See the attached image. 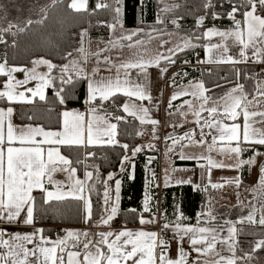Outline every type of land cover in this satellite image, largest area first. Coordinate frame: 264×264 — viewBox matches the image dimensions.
Wrapping results in <instances>:
<instances>
[{"label": "snow or ice", "instance_id": "6c2138e0", "mask_svg": "<svg viewBox=\"0 0 264 264\" xmlns=\"http://www.w3.org/2000/svg\"><path fill=\"white\" fill-rule=\"evenodd\" d=\"M116 5H120L122 0H114ZM231 11L227 13L232 20L233 27L220 31L215 28H209L205 33L206 37L218 36L224 41L223 43L211 44L207 47L209 59L207 62L217 63H242L247 62L249 57L248 52L251 50L252 57L256 58V62L264 63V15L258 14V6L261 11H264V0H239L238 4L232 3ZM88 0H72L71 7L76 11L87 10ZM106 3H98L96 8H106ZM178 7V5H176ZM204 7L206 9L214 8L212 0H205ZM171 8H165L164 11H170ZM115 16L114 22L109 26L115 31L117 25L123 27L121 19L122 8L117 6L113 9ZM240 13L242 20L236 19V14ZM214 18H219L218 13L212 14ZM204 16H200L198 23L203 25ZM162 22V21H161ZM31 23V21H28ZM176 24V21H172ZM14 25H9L8 29ZM23 30V29H21ZM82 35H86V32ZM138 31L128 32L118 39L112 40L109 43L112 47L124 46L122 41H133V37L138 36ZM149 35L150 34H146ZM231 39L233 46L239 47L238 58L228 55L229 45L227 41ZM142 40L135 41V45H142ZM167 43V41H165ZM133 44H128V47H134ZM195 44L192 39L184 40L182 45H177L175 48L169 49L170 53L175 54L176 51H183L186 48H194ZM219 50L218 56L213 60V50ZM78 51L85 52L81 47ZM69 55H71L69 53ZM98 55V54H97ZM168 60L169 63H174L171 56L164 57L158 55L154 59L144 60L143 58L135 62H126L119 65L115 78L111 77H96L94 71L93 77H89L77 61H72L71 65L75 69L77 77L88 80L87 84V103L91 106L87 113L79 111H64L62 113V127L58 131L45 130L43 126L26 125L24 127L15 126L12 123V116L14 109L12 107L0 108V223H19L24 225H33L35 222L34 212L37 197L33 194L34 191L39 190L42 195L40 199L44 203L52 201H62L66 198H74L84 201L85 206V222L92 218V202L84 195L87 186L88 191L94 190V186L86 185V181L93 179V172L85 173V180L76 178V168L72 167L73 161L61 153V146H93V145H118L117 137V123H110V119L117 122L126 120L123 116H111L110 113L101 116L98 115V109L95 102L99 98L102 101H108L117 93H122L129 98V102L122 105L123 112L128 116L138 119L141 124L157 125L159 122L155 119L149 118V108L144 107L143 104L132 102L134 97L137 101L152 100V96L147 88V70L150 66H159L160 61ZM37 65H47L48 72L44 74H36L33 69L27 80L20 81L12 75L13 72L25 71L20 68L6 69L5 64H0V75L8 77V82L5 91H0V101L5 102H26L32 103L33 98L38 97L41 101L46 99L45 89L53 85L55 80H59L61 84H72V76L68 75L69 65L65 64L60 68L59 76H51L53 69L57 65L52 64L47 60H40L34 62ZM130 69H139L145 73V83H138L130 80ZM121 70L123 71L124 79H121ZM167 67L161 69L162 73L167 72ZM28 80H39L40 83L35 89L28 88L27 92L31 93V98L25 95L24 92L18 91V87L26 84ZM195 91L189 93L187 89L175 93L171 100H176L184 95H192L194 98L201 101L199 108L193 112L196 117V123L201 125L199 141L194 139L192 133L187 134L186 137H168L172 140V147L169 151H173L175 145L180 143V140L187 139L190 144L203 145L206 143L205 129L215 130L218 135L212 137V144L208 146V152L214 150L217 141L224 143L226 146L218 149L227 154H235L237 157L246 149L241 145L247 143L258 144L264 146V129H257L253 127V123H264V111H249V106L252 101L247 100V94L244 92V86L238 85L226 92L223 96L213 100L211 97L205 95L208 91L202 82L192 85ZM64 88L61 87L55 93L60 104L65 103V96L62 95ZM239 93V94H237ZM257 93L264 96V91H261L260 86H257ZM171 100L169 107H171ZM211 101V106L206 107ZM259 103V101H257ZM189 108H193L192 101H185ZM207 112L208 117H203L202 114ZM186 115V114H185ZM90 116V119H86ZM260 117L259 121L253 118ZM240 117H243V125L236 122ZM31 119V117H29ZM201 120L203 123L201 124ZM225 120L233 121V123H225ZM103 125V126H101ZM142 134V133H140ZM235 145V146H233ZM126 152L129 148L127 144H120ZM149 147H152L149 145ZM183 148L184 145H181ZM141 147H136L132 150V156L141 152ZM93 156L94 153H89ZM181 159H199L196 157H189L183 151L180 152ZM257 155H264V153H257ZM207 160L210 168H240L243 165H252L255 159L239 160L235 165H224L222 162H217L210 155L207 157H200ZM129 162L134 169L135 164L131 163V157L125 155L121 160V171H125L123 164ZM76 163H81L77 160ZM201 168L205 165L201 164ZM176 171V169H173ZM57 172H67L72 183L69 185V190H63V182L54 181L53 176ZM258 188H253V191H259L262 198L261 217L259 224L264 225V167L260 169ZM154 182L155 173H152ZM107 180H113V175L109 174ZM99 181V176H97ZM170 177L165 175V186H168ZM177 184L192 183L191 180H178ZM227 183H235L237 186L241 183L240 178L236 177L228 180ZM47 185H55V190H49ZM105 191L103 192L102 207L106 217L102 216L99 225H110V222L117 216L120 204V180L115 181V196L112 197L110 193L113 189L107 186V181H104ZM223 184L213 183L212 188H222ZM199 188V185H194ZM207 190V189H203ZM151 196L146 191L144 199V212H150L149 201ZM111 202V206L109 207ZM132 211H136L133 209ZM255 209L249 213L247 217H242L239 223L245 221L253 223ZM23 219L21 221V216ZM139 223L155 224L156 218L145 219L142 213H137ZM203 215V214H202ZM209 220H215V216L209 211L206 214ZM186 219L181 213L174 224V232L179 236V240L183 241L185 236H188L193 250L198 254L207 255L216 250L217 244L227 245L228 251L233 253L232 257H220L216 264H236L237 257H235L236 248V234L237 228L234 223H229L227 228V237H221L220 232L222 228L217 225L209 224V226H199L200 221L196 226L182 225L181 220ZM164 230L169 229V223H165ZM43 229H36L30 234H21L16 232L14 234L8 233L10 239H5L6 232L0 230V247L5 251L0 253V264H190L188 260V253L183 247L179 248L178 258H171L168 254L170 245L165 241L158 232L147 230H124L114 233L113 231L98 233V239H90L94 234L82 230H66V235L57 237L51 240L43 235ZM39 240L35 247L29 249L26 244H32L34 240ZM264 248V239L256 242L254 250ZM159 249V252H157ZM219 255V252L216 253ZM247 259H251L250 254H246ZM31 258H35L33 261Z\"/></svg>", "mask_w": 264, "mask_h": 264}, {"label": "trees", "instance_id": "16d2710c", "mask_svg": "<svg viewBox=\"0 0 264 264\" xmlns=\"http://www.w3.org/2000/svg\"><path fill=\"white\" fill-rule=\"evenodd\" d=\"M71 0H52L48 3L40 4L32 0H1L6 3V9H1L8 20L0 18V61L14 64L32 65L36 61L47 60L57 65L52 70L51 76H59L60 68L78 50L83 33L90 37L107 35L109 26L114 22L116 5L114 0H89L87 10L76 11L71 7ZM164 0H122V22L126 27L143 26L153 27V32L176 29L179 33L192 34L196 47L186 48L177 51L173 60L174 63L182 61L184 58H193L196 53H201L202 31L203 29L215 27H229L233 25L232 20L227 15L231 11V4L228 0H212L214 8L206 9L205 0H168L174 4L170 11H164L161 3ZM239 0H232L238 4ZM98 3H106V8H96ZM178 5V7H176ZM258 12L264 14L258 6ZM213 13H218L219 18H214ZM204 16L203 25L198 23V18ZM243 19L240 13L236 18ZM175 20L176 24L172 21ZM31 21V23H28ZM162 21V22H161ZM9 25H14L10 30ZM23 29V30H21ZM193 33L195 35H193ZM69 53L71 55H69ZM237 69V70H236ZM184 80L190 78H200L208 87H221L227 85V80L255 76L258 68L246 65H212L209 69L200 67L194 69L186 67ZM237 71V72H236ZM72 76V84H61L55 80L53 85L46 90L44 101L38 97L34 98V103L18 104L17 112L20 122H31L40 124L45 128H58L60 126V111L63 108L72 106H82L85 101L86 79L77 77L75 72L68 74ZM6 77L0 75V86L4 84ZM223 84V85H222ZM61 87L64 88L62 95L65 96V103L60 104L55 93ZM124 95L117 93L111 97L106 106L111 116L121 114L120 105ZM106 102V101H103ZM10 102L0 101V104ZM31 117V119H29ZM114 120V119H113ZM118 145H93V146H62V150L73 161L72 166L82 173L84 169L93 172V179L86 181V185L94 186V190L89 192L86 186V195L92 202V218L85 222L83 201L74 198H66L62 201H52L44 203L40 199L42 193H36L35 222L43 225L45 235L55 236L58 225L74 226L79 224H93L104 214L102 207L103 192L105 191L104 181H113L116 177H121V198L119 216L122 222L132 223L137 220V213L141 210V199L144 188L145 168L147 155L154 153L157 155L158 145L141 142L139 132L144 128L137 119L126 117V120L117 122ZM120 144L129 146L127 152L120 147ZM151 145L152 147H149ZM141 147L142 151L132 156V150ZM259 148H264L258 145ZM89 153H94L89 156ZM128 155L134 162L135 168L132 177L128 175L129 162H125L121 171V160ZM157 157V156H156ZM79 160L81 163H76ZM157 160V158H156ZM179 163H193L191 160L179 161ZM157 164V161L156 163ZM109 174L113 175V180H107ZM99 176V181H97ZM111 195V193H110ZM112 196V195H111ZM174 196L180 204L186 222L195 221L196 209L202 202V193L191 189L189 184H177L167 186L162 189L163 201L168 200V205L172 206L171 200ZM165 204V203H163ZM111 205V202H110ZM109 205V206H110ZM135 209L136 211H132ZM215 220L234 218L237 216L236 209L226 206L220 207L215 213ZM238 231V255L240 258L252 249V245L257 238H264V225H248L247 222L240 224ZM239 261V260H238ZM236 264H242L236 261Z\"/></svg>", "mask_w": 264, "mask_h": 264}, {"label": "crops", "instance_id": "0c3cea01", "mask_svg": "<svg viewBox=\"0 0 264 264\" xmlns=\"http://www.w3.org/2000/svg\"><path fill=\"white\" fill-rule=\"evenodd\" d=\"M89 2V0H88ZM1 3V0H0ZM70 4H72V0L70 1ZM122 3L119 5V7L122 8ZM6 3L3 2L2 6H0L1 9H6ZM88 8V4H87ZM0 18L8 20L6 23L10 24L12 21L11 19H8V17L5 16V14L0 12ZM213 26L207 27L203 29L201 33L202 37V51L199 53V57H193V58H184L182 61L178 63H169L168 60L162 59L160 61L159 66H150L147 70V88L152 96V100H144V101H137L134 97L132 98V102L137 104H143L144 107L149 108V118L157 120L159 123L157 125H151L148 123L143 124L144 128L146 130H150L158 135H162V149L163 152L161 154V157L154 153H150L147 155L146 158V164L144 165L145 168V179H144V188H143V194L141 199V210L140 213L143 214V217L145 219H152L153 216L156 218L155 224H140L139 219L137 216V220L132 223H125L121 221V218L119 216V211L117 216L110 222V225H99L97 220L95 223H93V227H90L91 233L94 232V236H91L90 239H98V233L100 232H107V231H113L114 233H118L121 230H124L125 228L129 230H147V231H155L160 234V230L163 229V225L167 222L169 223V229L165 230L170 235L169 240L167 241L170 245V250L168 254L171 258H178L179 255V248L183 247L184 250L189 254L188 260L190 264H216V261L220 260V257H232L233 253L228 251L227 245H221L217 244L216 250L213 252L208 253L207 255L204 254H198L193 250V247L190 243V239L188 236H185L183 241L179 240V236L176 235L174 232V224L177 221L180 214H183L182 209L180 208V204L178 200L174 196L172 198H175L174 200H171L172 206L168 205V200L163 201L162 198V189L165 186V175H168L170 177V181L168 186L177 185L176 181L178 180H191L192 183L189 185L191 186V189L202 193V202L199 205V207L196 209L195 213V221L193 222H186L185 219L181 220L180 222L182 225L187 226H196L198 223V220L200 221L199 226H209V224L217 225L222 228V231L220 232L221 237H227L228 232L227 228L230 226L229 223L226 222H232L235 224L237 230L239 231L240 224L238 221L242 217H247L250 212L255 209V215H254V221L253 223H248V225L255 226V224H259V219L261 217V207H262V198L259 193V191L254 192L253 188H258L259 184V176H260V169L261 167H264V155H257V153H264V148L257 147V144H243L241 147L246 149V151L242 152L239 157H237L235 154H227L226 152H221L218 149H221L225 147L226 145L220 141H217L216 145L214 146V150L211 152H208V146L212 144V137L214 135H218L215 130L205 129V132L210 133L211 135V141L207 142L203 145L199 144H190L187 139L180 140V143L175 145V148L173 151H169V148L172 147V140L168 139V137H186L187 134L192 133L194 136V139L199 141L201 139L200 136V127L201 125L197 124L196 117L193 115V112L199 108V105L201 103L200 100L194 98L192 95H184L179 97L176 100H171V97L180 91H183L187 89L189 93L195 91V89L192 87V85H195L197 83L202 82L205 86V89L208 91L205 92V95L211 97L213 100L220 98L223 96L226 92L230 91L232 88L237 87L238 85L244 86V92L247 94V100L252 101V105L249 106V111H264V96H260L257 93V86H260L261 91H264V76L259 77L258 74L255 76L245 77L244 79H241L239 82L236 83H228V85L221 87H208L200 78H190L184 80L183 77L186 75V67H191L194 69H198L200 67H204L206 69H209L212 65H222V64H229V65H248V66H256L258 70L263 69L264 70V63H258L256 62V58L251 57L247 62L242 63H217V62H207L209 59L208 52H207V43L209 42V37H206L203 35L209 28ZM131 31H138L139 35L133 37V41H122L121 43L124 45L122 47H113L109 50H105L104 53L101 51L102 54H96L93 51H97L98 49V41H109L111 37H115V39H118L122 35H126L128 32ZM163 33H152L148 29L143 28L142 26H131L126 27L123 25L121 28L119 25H117L115 31L109 28V31L107 35L105 36H99V37H90L86 33L85 36L80 41V44L78 46V50L83 47L85 49L84 53H81L80 51H76V53L71 56L63 65L68 64L69 65V72L73 73L76 70L73 69L71 62L77 61L79 63V66L84 69V71L88 74L89 77H93V73L95 70L98 69V72H96V77H111L115 78L117 69L120 64L126 63V62H135L141 58L144 60H150L154 59L158 55H162L164 57L171 56L173 60V53L169 52V49H172V43L171 40H167L166 36H163ZM146 34H150L146 35ZM188 34V33H186ZM114 35V36H113ZM189 35V34H188ZM163 36V38H162ZM158 37V42H157ZM188 37V36H187ZM192 43L194 44L193 38ZM189 39V38H188ZM142 40L144 43L142 45H135V41ZM167 41V43H165ZM157 42V43H156ZM128 44L135 45L134 47H128ZM175 48V47H174ZM177 52V51H176ZM175 52V53H176ZM104 54V55H103ZM104 56L105 59H109V61H102L100 56ZM99 56V57H98ZM102 56V57H103ZM218 56V52H213V60ZM95 58V59H94ZM0 64H5L6 69L10 68H20L25 69V71H17L13 72L12 75L16 78V80L24 81L27 80L29 73L35 69L36 74H44L48 72L47 65L45 64H39L33 63L32 65H24V64H14V63H7L4 61H0ZM167 67V72L161 71L162 68ZM257 70V72H258ZM123 71L121 70V79H124ZM130 72V80L136 81L138 83H145V73L141 72L139 69H130L128 70ZM6 79L4 81V84L0 86V91H5L4 85L8 82V77L5 76ZM95 78V77H93ZM40 83L39 80H28L26 84H23L18 87V91L24 92L25 95L31 98V93L27 92L28 88L35 89L37 85ZM87 84L88 80H86V94H85V101L82 106H72L69 108H63L60 111V126L58 128H45V130H51V131H58L62 127V113L64 111H79V112H85L87 113L88 109L93 106L89 105L87 101ZM229 86V87H228ZM50 87V86H49ZM45 89V94H46ZM122 94V93H119ZM239 94V93H237ZM123 95V94H122ZM36 98V97H35ZM171 100V107H169V102ZM185 101H192V104L194 105L193 108H189L187 104H185ZM259 101V103H257ZM110 101L103 102L99 98L95 102V105L98 109L97 114L104 116L108 113H110L107 109V104ZM126 102H129V98L124 96V99L122 100V103L120 105L121 114L119 116L123 117H130L127 115V113L123 112L122 105ZM31 104L26 102H10L9 104H0V108H8L12 107L14 109V114L12 116V123L15 126L18 127H24L26 125H32V126H41L40 124H35L31 122H20L18 119V112L17 107L18 104ZM34 103V98L33 102ZM211 106V101H209V104L206 105V107ZM186 114V115H185ZM203 117H208L209 114L207 112H204L202 114ZM86 119H90V116H86ZM255 121H259L260 117L253 118ZM138 120V119H137ZM139 121V120H138ZM110 123H116L113 119L109 120ZM236 122L241 123L243 125V117H240ZM203 123V120H201V124ZM225 123L231 124L233 121L225 120ZM103 126V125H101ZM253 127L257 129H264V123H253ZM117 139V138H116ZM205 139V138H204ZM181 145H184L182 148ZM87 146V145H86ZM235 146V145H233ZM85 147V146H84ZM183 151L187 156L189 157H196L199 159H181L180 158V152ZM61 153L68 157L64 151L62 150L61 146ZM172 155H177V159H173ZM211 156L214 160L217 162H222L224 165H235L237 161L232 162V159H239V160H248V159H255V162L252 165H243V168H210L207 164V160L200 158V157H207ZM157 156V157H156ZM157 158V160H156ZM183 160H191L193 163H179V161ZM157 161V164H155ZM131 163H134L131 161ZM204 164L205 167L201 168L200 165ZM74 167V166H72ZM76 168V167H74ZM173 169H176V171H173ZM77 170V169H76ZM89 170L84 169L82 173L76 171V178L80 180H85V173ZM155 173L154 182L152 184H149V181L153 180L152 173ZM134 173V169L131 167V164L129 163L128 166V175L129 177H132ZM236 177L240 178L241 183L239 186H237L235 183H227L228 180H232ZM54 181H60L63 182V190L67 191L69 190V185L72 183V181L69 179L67 172H57L53 176ZM120 180L122 182L121 177H116L113 181L108 182L107 186L113 191L111 192L112 197L115 196V181ZM218 183L223 184L224 186L222 188H212L211 184ZM188 184V183H185ZM194 185H199V188L194 187ZM46 187L49 190L54 191L55 185H47ZM235 188V190H233ZM203 189H207L206 191ZM146 191L151 196V200L149 201V208L151 209L150 212H144V199H145V193ZM234 191V192H233ZM36 193H40L39 190L34 191V195ZM86 195V189L85 193ZM120 198H121V188H120ZM217 198V199H216ZM222 198H230V202H223L224 200ZM165 203V204H163ZM111 206V205H110ZM109 206V207H110ZM222 206H226L230 209H236V214L234 218H225L222 220H209L208 216L206 215L209 211L212 212V215L214 216L215 212ZM83 208H84V216L85 213V206L83 201ZM120 208V205H119ZM203 214V215H202ZM107 213H105L103 216L106 217ZM23 219V214L21 216V221ZM86 224V223H85ZM261 225V224H260ZM94 228V231L93 229ZM36 229H43V225L37 222H34L33 225H24L22 222L19 223H0V230H4L6 232L5 239H10V236L8 233L14 234L16 232H20L21 234H30ZM66 230H76V227L68 226ZM238 231L236 234V248H235V257L240 259L238 255ZM43 235L47 238H50L51 240L57 239V237H53L51 235ZM66 235V234H65ZM64 235V236H65ZM63 237V236H62ZM262 238L259 237L256 239L254 244L252 245V249L248 250V253L251 255V259H247L246 254L243 256L248 261V264H254V260L257 259H264V248L256 249L254 250V246L256 242L261 240ZM39 242V240H34L32 244H26V247L29 249L36 246V244ZM5 250L0 247V253H3ZM157 252L158 249H157ZM219 252V255L216 253ZM33 261L35 258H31ZM129 264H132L130 261ZM255 264H258L256 262Z\"/></svg>", "mask_w": 264, "mask_h": 264}, {"label": "rangeland", "instance_id": "374dc122", "mask_svg": "<svg viewBox=\"0 0 264 264\" xmlns=\"http://www.w3.org/2000/svg\"><path fill=\"white\" fill-rule=\"evenodd\" d=\"M17 0H13V2H14V4L15 3H17L16 2ZM32 1H36V3L38 4V3H40V4H46V3H48V2H50V1H52V0H32ZM17 4H19V3H17ZM173 2L172 1H168V0H164V1H162V3H161V8L164 10L165 8H172V6H173ZM258 14H261L260 12H258ZM261 15H264V14H261ZM236 19H238V20H242L241 18H236ZM198 20H199V18H198ZM143 27V26H142ZM233 27V25H231V26H229V27H215V26H213V27H211V28H215V29H218V30H220V31H225V30H228V29H230V28H232ZM143 28H146V29H148L150 32H152V33H161V32H166V33H163V36H166L167 37V40H171V43H172V47L174 48V47H176L177 45H182L183 44V42H184V40H186V39H188V38H190L191 36H192V34H186V33H179L176 29H172V30H164V31H160V32H153L154 31V28L153 27H143ZM193 35H195L194 33H193ZM114 36V35H113ZM163 36H162V38H163ZM188 36V37H187ZM112 40H115V37H111L110 39H109V41H101V40H99L98 41V45H100V46H98V49H97V51H93L94 53H96V54H102V53H104L105 52V50H109V49H111V48H113L112 46H111V44L109 43L110 41H112ZM158 37H157V42H158ZM156 42V43H157ZM224 41L222 40V38L221 37H218V36H213V37H210V39H209V42L206 44L207 45V47L208 46H210L211 44H218V43H223ZM227 43H228V45H229V52L227 53L228 55H232L234 58H238V52H239V47H237V46H233V44H232V41H231V39H229L228 41H227ZM101 51H103L102 53H101ZM219 50H216V49H214L213 50V52H218ZM104 55V54H103ZM102 55V56H103ZM248 55L249 56H252V53H251V50H249V52H248ZM100 56L101 58V60L102 61H109L110 62V60L109 59H105V57L103 56ZM99 57V56H98ZM95 59V58H94ZM237 70V69H236ZM237 72V71H236ZM68 74H71L70 72L68 73ZM257 74H258V72H257ZM259 76V75H258ZM264 76V75H263ZM263 76H259V77H263ZM240 81V79L238 78V76H236L234 79H229V80H227L226 82L228 83L229 82V84L230 83H236V82H239ZM223 85V84H222ZM228 85V84H227ZM226 85V86H227ZM225 85H223V86H221V88H223ZM229 87V86H228ZM142 142V141H141ZM145 143H147V142H145ZM172 157H173V155H172ZM238 159H232L231 161L232 162H235V161H237ZM242 168H243V166H242ZM233 190H235V188H233ZM234 192V191H233ZM217 199V198H216ZM224 201L223 202H230V198H226V200H225V198H222ZM72 227H76V230H82V231H88V232H90L91 233V229H90V227H93V224H79V225H74V226H72ZM93 229V231H94V228H92ZM92 234H94V232L92 233ZM94 236V235H93ZM90 238V237H89ZM262 239H264L263 237H262ZM239 260V261H238ZM238 260H237V262H240V260H241V262H242V264H248V261L245 259V258H238ZM254 262V264L256 263V262H258V264H264V259H257V260H254L253 261ZM250 264V263H249Z\"/></svg>", "mask_w": 264, "mask_h": 264}, {"label": "built area", "instance_id": "2783aa9c", "mask_svg": "<svg viewBox=\"0 0 264 264\" xmlns=\"http://www.w3.org/2000/svg\"><path fill=\"white\" fill-rule=\"evenodd\" d=\"M199 55L200 54L197 52L196 57H199ZM258 75L263 76L264 70L263 69L258 70ZM140 133H142V134H140ZM139 138L141 139L142 142L157 144L158 145V156L161 157V154L163 152L162 144H161L162 138H163L162 135H158V134H156L150 130L142 129L139 132ZM204 138L207 142L211 141V135L210 134L205 136ZM173 159H177V155H173ZM67 227H68L67 225H62V224L58 225V227L55 230V236H57V237L64 236L66 234V228ZM160 236L165 241H168L170 238V235L165 230H160ZM158 251H159V249H158Z\"/></svg>", "mask_w": 264, "mask_h": 264}]
</instances>
